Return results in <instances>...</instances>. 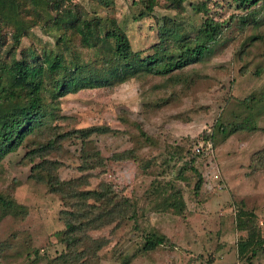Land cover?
Here are the masks:
<instances>
[{
	"label": "trees",
	"instance_id": "1",
	"mask_svg": "<svg viewBox=\"0 0 264 264\" xmlns=\"http://www.w3.org/2000/svg\"><path fill=\"white\" fill-rule=\"evenodd\" d=\"M71 1L47 0L46 11L41 10L35 0L2 2L0 166L9 154L22 149L19 164L29 166L28 180L58 197L63 228L54 233L62 245L55 255L33 247L28 234L21 236V240L14 234L0 242V259L24 255L28 259L34 257L31 261H45V264H99V253L110 244V239L93 237L91 232L111 226L113 233L127 222H133V229L141 233L143 240L140 250L131 256L154 254L161 247L174 246L158 228H141L142 209L136 197L104 179L94 186L92 178L95 171L97 176L106 173L112 163L133 161L143 174L151 176L144 197L154 200L153 207L157 211L182 215L186 203L173 178L186 176L181 168L173 174L171 164V159H182V156L149 157L134 147L105 156L99 147V139L118 136L121 131L107 123L78 126L73 116L62 113V99L82 90L114 89L130 79H175L173 73L205 61L231 29L235 31L231 38L233 59L243 62L249 47L263 37L260 32L249 36L248 31L264 25V0H231L227 5L233 4L235 11L227 17L221 15V10L213 11V6L223 8L216 0H138L142 6L138 18L151 15L156 7L167 10L160 19L156 18L158 41L142 50L133 49L127 32L114 17L90 16L78 3ZM93 1L108 10L115 7V0ZM34 28H41L51 37L42 49L29 38ZM71 30L80 35L88 48L112 42L109 45L112 54L83 63L75 62L68 45ZM25 39H28L27 43ZM184 82L187 87L193 80L184 79ZM258 95L264 97V92L249 94L242 101H254ZM168 101L163 99L155 106L161 107ZM246 124L253 131L260 130L254 122L248 120ZM134 127L138 139L152 144V137L140 123L134 122ZM202 138L207 145L211 143L212 134L206 132ZM71 146H75L74 150ZM66 160H72L77 174L63 178L60 171L67 166ZM252 160V167L260 168L264 162V149L255 152ZM185 170L196 177L191 186L196 198L202 193L204 179L195 166L194 152L186 160ZM14 188V185L9 188L10 196ZM13 198L0 196V208L6 214L23 209ZM20 211L16 215L18 219L26 215ZM235 227L246 232V236L237 242L238 258L242 264H254L253 259L264 254V230L259 227L256 214L239 207ZM214 261L211 257L204 263ZM124 262L130 263V255L125 256Z\"/></svg>",
	"mask_w": 264,
	"mask_h": 264
},
{
	"label": "rangeland",
	"instance_id": "2",
	"mask_svg": "<svg viewBox=\"0 0 264 264\" xmlns=\"http://www.w3.org/2000/svg\"><path fill=\"white\" fill-rule=\"evenodd\" d=\"M216 1L221 2L223 8L211 4L213 11L221 10L223 17L235 9L233 4L227 5L231 0ZM2 2L0 0V11ZM46 2L35 0L43 11H46ZM71 2L78 3L90 16L114 17L127 32L134 50L146 49L158 41L156 18L160 19L167 12L156 7L151 15L138 18L142 10L138 0H115V7L109 10L93 0ZM257 32L263 37L249 47L243 62L233 59L231 38L235 31L231 29L205 61L173 73L175 79H130L114 89L82 90L62 99V113L73 116L78 126L107 123L121 131L118 136L99 139V147L105 156L132 147L149 157L182 156V159H171V164L173 174L181 168L186 178L170 176L183 193L186 209L182 215L157 211L153 207L154 200L144 197L151 176L143 174L133 161L112 163L106 173L98 176V172H94L92 185L104 179L124 188L126 193L138 199L142 209L141 228H158L174 244L161 247L154 254L131 256L143 244L141 233L133 229V222H127L113 233L110 232L112 227L108 226L91 232L93 237L110 239V244L99 253V264H126V255H130L129 264H203L211 257L215 264H242L237 256V242L246 236V232L235 227L237 209L243 206L252 210L259 227L264 230V162L258 169L252 167V156L264 149V97L258 95L254 101H242L249 94L264 92V25L250 28L248 35L254 36ZM29 38L42 49L51 37L41 28H34ZM111 44L100 43L88 48L77 32L71 30L68 34V45L75 62L110 55ZM189 78L193 82L185 87L184 79ZM163 99L170 101L156 107L155 104ZM248 120L260 130L253 131L244 125ZM134 122L143 126L152 137V144L138 139ZM206 132L212 134L211 143L207 145L202 138ZM200 143L202 149L196 153L194 149ZM74 148L71 146L72 150ZM193 152L195 166L204 179L202 193L196 198L191 188L196 177L185 170L186 160ZM22 154V149L9 154L0 166V196L14 197L13 200L23 206L21 211L7 214L0 208V242L14 234L17 240L28 234L33 247L55 255L62 248L54 235L63 228L59 219L62 206L57 196L28 180L29 166L19 164ZM65 162L67 166L60 171L61 177L77 174L72 160ZM11 185L15 188L10 196ZM19 211L26 214L22 219L16 217ZM33 258L8 256L0 259V264H45V261H31ZM253 262L263 264L264 254L260 253Z\"/></svg>",
	"mask_w": 264,
	"mask_h": 264
},
{
	"label": "built area",
	"instance_id": "3",
	"mask_svg": "<svg viewBox=\"0 0 264 264\" xmlns=\"http://www.w3.org/2000/svg\"><path fill=\"white\" fill-rule=\"evenodd\" d=\"M201 149H202V144L200 143V145H198V146L195 147L194 151L196 153H199L201 151ZM204 264H215V263H213V262H205Z\"/></svg>",
	"mask_w": 264,
	"mask_h": 264
}]
</instances>
